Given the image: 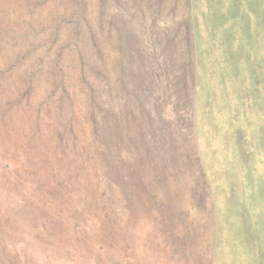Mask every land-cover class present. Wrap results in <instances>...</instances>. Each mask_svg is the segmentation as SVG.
<instances>
[{
  "label": "rangeland",
  "instance_id": "rangeland-1",
  "mask_svg": "<svg viewBox=\"0 0 264 264\" xmlns=\"http://www.w3.org/2000/svg\"><path fill=\"white\" fill-rule=\"evenodd\" d=\"M0 264H264V0H0Z\"/></svg>",
  "mask_w": 264,
  "mask_h": 264
}]
</instances>
